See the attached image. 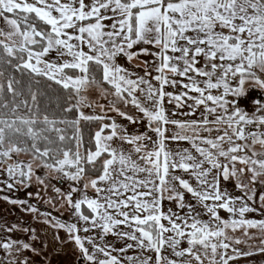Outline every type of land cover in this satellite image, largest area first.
I'll return each mask as SVG.
<instances>
[{
	"label": "snow or ice",
	"instance_id": "snow-or-ice-1",
	"mask_svg": "<svg viewBox=\"0 0 264 264\" xmlns=\"http://www.w3.org/2000/svg\"><path fill=\"white\" fill-rule=\"evenodd\" d=\"M0 20V192L33 181L51 187L76 222L44 213L45 223L66 231L88 264H123L112 253L133 248L154 256H127L128 264H230L256 254L234 247L244 241L228 233L264 232V219L247 218L264 215L255 187H264V153L254 151L264 146V114L237 106L246 84L264 89V0H0ZM43 81L63 95L49 97ZM201 108L196 120L175 118ZM113 112L147 130L131 132ZM81 122L97 124L87 147ZM179 142L191 148L172 146ZM230 179L240 195L221 188ZM53 180L71 183L62 191ZM108 235L133 243L115 249ZM0 250V264H30L23 254L37 251L11 238Z\"/></svg>",
	"mask_w": 264,
	"mask_h": 264
},
{
	"label": "rangeland",
	"instance_id": "rangeland-1",
	"mask_svg": "<svg viewBox=\"0 0 264 264\" xmlns=\"http://www.w3.org/2000/svg\"><path fill=\"white\" fill-rule=\"evenodd\" d=\"M32 2V0H29ZM110 23V21L108 22ZM3 21L0 20V27H3ZM140 47V46H137ZM150 47V46H146ZM151 60V56H141L139 60ZM126 67H131V65L127 64L126 60L119 61ZM136 63V61H133ZM139 71V69H137ZM142 74V73H141ZM170 90V89H169ZM179 90V89H177ZM246 95L239 98L238 107H242L246 109L250 114L256 112L258 109L261 110V114H264V109H261V105H264V89H260L258 86L248 83L245 85ZM99 94L95 89L90 90L89 98H98ZM232 99V97H229ZM256 101H260L259 104ZM100 103H106L104 100H100ZM122 110L128 111L129 114L136 115L139 119L142 114L138 113L134 108L128 106V108H124L123 105H120ZM169 108H172L171 105H168ZM179 111H188L187 108ZM203 111V108L199 109L197 115L195 116H184L177 115L175 118L180 120H196L199 118V112ZM86 113L91 112L90 109H85ZM99 113V109L96 110ZM109 115L113 116L118 123L123 124L133 133H140L146 131V121L141 122L135 125L129 124L127 121L123 120L121 117L117 116L116 113H109ZM215 135V133H213ZM175 148H191L189 144L186 142H179L172 145ZM254 151L258 153H264V146L260 144H256L254 146ZM21 160L28 159L27 156L21 155L19 157ZM237 167H243L242 165H237ZM38 175L43 174V169H39L37 171ZM177 175H185L181 172H177ZM185 178H189L185 176ZM4 179L3 176H0V182ZM52 183L56 187H60L62 191L68 190V183L60 184L59 182L53 180ZM2 186V184H0ZM257 189V194L264 191V187L259 185L255 186ZM221 188L226 189L231 195L238 196L240 192L235 188V183L233 180H229L224 182L221 180ZM89 195L95 196L93 190L89 189ZM28 192L33 193V196L29 198L27 195ZM39 193V198L36 197V193ZM4 196H9L13 199L25 200L27 204L25 205H13L8 203L3 199ZM79 194L74 195V200L77 199ZM52 200V203L48 201ZM186 202H190L194 207V214L199 216L202 219H208V215L203 210L202 206H200L196 201L192 199L190 194H185ZM31 205L38 209L37 212L33 213L31 211H27V207ZM168 207H171L173 211H178L175 202L168 203L165 202V210ZM86 214H88V210L84 209ZM44 213H51L52 217L60 220L62 223H74L76 222V217L72 214L73 210L62 200L57 198V194L53 191L51 187L45 189L43 186L39 185L37 182L33 181L31 188H25L21 186H17V189L14 191L5 190L4 192H0V239H14L17 241L28 242L35 248L36 252H25L23 255L29 258L30 264H88L86 260L82 258V255L78 249V247L74 244V242L70 239L68 233L63 229H58L52 227L50 224L45 223L46 220L50 219V217L45 216ZM183 214V213H181ZM220 215L224 219L229 218V214L220 211ZM247 218L261 220L264 219V215H260L259 213H250L247 214ZM17 226V230L8 233L4 229L9 226ZM28 229L29 231H25ZM34 230V231H32ZM127 230V229H125ZM244 229H240L236 232L229 231V236L236 237L244 241V243L234 245V247L240 249L242 252L252 251L256 254L251 256H241L239 259L230 262V264H264V252H260V248H264V232L259 231L258 229H248V236L244 235ZM99 230H96V233L89 232L84 233L81 231V236L91 237L94 234H97ZM32 236H35L36 239H31ZM99 243V239H97ZM104 242L109 244L112 248L120 249L126 248L127 244L133 243L132 241H128L126 239H120L117 236L108 235L104 238ZM186 246L184 242H182L181 247ZM90 247V246H89ZM113 255L120 256L123 264H128V261L125 259L127 256L136 257L138 255H153V253H141L138 249H128L124 253H120L119 251H114ZM166 255L170 254L169 252L165 253ZM5 254L2 250H0V258H4ZM207 264V262H205Z\"/></svg>",
	"mask_w": 264,
	"mask_h": 264
},
{
	"label": "trees",
	"instance_id": "trees-1",
	"mask_svg": "<svg viewBox=\"0 0 264 264\" xmlns=\"http://www.w3.org/2000/svg\"><path fill=\"white\" fill-rule=\"evenodd\" d=\"M24 83H27V78H25ZM49 83L50 82L43 81L42 85H41V87L44 88L45 92L47 93V95L49 97H55V96H58V95L59 96L63 95L62 90L59 89V87L56 86V85H52L51 89H48L47 85ZM40 99H41V104L43 105L46 102V98L45 97H41ZM55 109H56L55 103H51L50 102V110L55 111ZM81 128H82V130L84 132V136H85V141H86V145L85 146L86 147L90 146V145H88L87 141H88L89 137L91 136V134L96 130L97 124L96 123L89 124L87 122H81Z\"/></svg>",
	"mask_w": 264,
	"mask_h": 264
},
{
	"label": "built area",
	"instance_id": "built-area-1",
	"mask_svg": "<svg viewBox=\"0 0 264 264\" xmlns=\"http://www.w3.org/2000/svg\"><path fill=\"white\" fill-rule=\"evenodd\" d=\"M250 127H254V126H250Z\"/></svg>",
	"mask_w": 264,
	"mask_h": 264
}]
</instances>
